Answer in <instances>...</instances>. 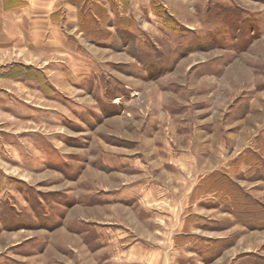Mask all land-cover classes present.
I'll use <instances>...</instances> for the list:
<instances>
[{
    "label": "rangeland",
    "instance_id": "obj_1",
    "mask_svg": "<svg viewBox=\"0 0 264 264\" xmlns=\"http://www.w3.org/2000/svg\"><path fill=\"white\" fill-rule=\"evenodd\" d=\"M64 2L0 48V264H264V0Z\"/></svg>",
    "mask_w": 264,
    "mask_h": 264
},
{
    "label": "crops",
    "instance_id": "obj_2",
    "mask_svg": "<svg viewBox=\"0 0 264 264\" xmlns=\"http://www.w3.org/2000/svg\"><path fill=\"white\" fill-rule=\"evenodd\" d=\"M65 0H29L27 8L20 11L5 7L0 0V48L4 52L20 51L23 58L30 51L41 52L46 45L57 51L59 24L52 14L65 6ZM44 46V47H43ZM49 46V45H48ZM47 51V50H46Z\"/></svg>",
    "mask_w": 264,
    "mask_h": 264
}]
</instances>
